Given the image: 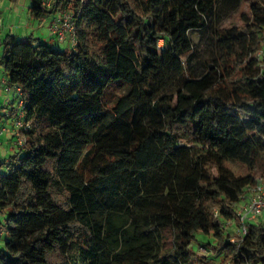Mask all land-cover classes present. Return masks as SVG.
I'll use <instances>...</instances> for the list:
<instances>
[{
    "label": "trees",
    "instance_id": "trees-1",
    "mask_svg": "<svg viewBox=\"0 0 264 264\" xmlns=\"http://www.w3.org/2000/svg\"><path fill=\"white\" fill-rule=\"evenodd\" d=\"M244 3L240 23L217 24ZM64 12L70 49L0 40L29 127L0 159V264H211L197 233L222 264H264L263 221L233 235L264 178V0H30L33 19ZM207 32L220 54L198 72L192 35ZM115 84L127 91L108 106Z\"/></svg>",
    "mask_w": 264,
    "mask_h": 264
},
{
    "label": "rangeland",
    "instance_id": "rangeland-1",
    "mask_svg": "<svg viewBox=\"0 0 264 264\" xmlns=\"http://www.w3.org/2000/svg\"><path fill=\"white\" fill-rule=\"evenodd\" d=\"M29 7H30V0H0V40H3L9 33L17 32L16 29L19 25L22 27L25 26L27 28L28 36L32 35L35 38H40L43 41H47L48 43H52L49 40V32H48V23L50 19H45L44 23H41L39 20L33 19L30 17L29 14ZM242 10H247V6L244 3L240 9H231L227 6H223L220 10L221 16L219 17L218 25L222 27H229L233 24L240 23L239 14ZM69 13V12H67ZM20 21V22H19ZM13 29V30H11ZM31 29H34L32 31ZM50 30V29H49ZM13 31V32H12ZM51 32V30H50ZM18 38H22V34L17 32ZM192 39L197 51V57L195 60V69L198 72H202L207 62L214 58L219 52V49L216 43L213 41L209 32L203 34L196 33L192 35ZM62 49H70L71 48V41L67 39L65 43L61 44ZM1 69V68H0ZM2 91L4 92V86L0 84ZM127 88L121 84H115L110 89L107 90L105 94V100L108 106H112L119 93L126 92ZM5 99L2 98V93H0V121H7L6 117H2L4 112L12 109L13 105L9 104L8 109L6 110V106L4 105ZM17 101L14 104L16 107ZM11 118V117H10ZM12 119V124L14 123V118ZM2 123H0L1 125ZM11 124V125H12ZM14 139V138H13ZM16 141H12L13 150L9 153L13 155L14 153L19 151V148L16 146ZM7 146V142L3 141L0 145V155L5 150ZM1 159V158H0ZM6 167H0V173L5 172ZM4 228V231L7 227L6 215L0 213V228ZM234 239L238 238L237 232H234ZM197 241L193 242L192 249L195 251H199L200 254H208L209 255V262L211 264H222L223 255H210L204 248H200L201 245L205 246L208 242L212 241L211 236H205L202 233H197ZM7 235L4 232V236L0 237V249H4L6 243Z\"/></svg>",
    "mask_w": 264,
    "mask_h": 264
},
{
    "label": "built area",
    "instance_id": "built-area-1",
    "mask_svg": "<svg viewBox=\"0 0 264 264\" xmlns=\"http://www.w3.org/2000/svg\"><path fill=\"white\" fill-rule=\"evenodd\" d=\"M50 4L51 0H44L45 6H50ZM50 30L51 33L57 37L58 41L63 42L70 39L72 46L76 44V25L71 14L64 12L58 18H54L50 25ZM1 83L4 86L3 89L5 94H13L16 98H18V115L14 120L12 131L16 141V146L19 149H22L25 147L27 139L21 131L29 128L24 122L25 113L23 110L24 100L22 99V89L10 84L7 78H4ZM9 131L8 127L0 126V136ZM9 172L10 169L6 168L5 172L0 173V180L5 178ZM237 216L239 219V226L236 230L238 238H243L247 234L248 223L257 220L264 222V178L246 189L238 205ZM228 226L233 228L232 223H228ZM3 231L4 229L0 228V232Z\"/></svg>",
    "mask_w": 264,
    "mask_h": 264
},
{
    "label": "crops",
    "instance_id": "crops-1",
    "mask_svg": "<svg viewBox=\"0 0 264 264\" xmlns=\"http://www.w3.org/2000/svg\"><path fill=\"white\" fill-rule=\"evenodd\" d=\"M60 16V13L59 14H57L56 15V17L58 18ZM56 17H52V18H49L50 19V21H49V23H48V32H49V40L53 43V44H63V43H65L66 41H63V42H59L58 40H57V38H56V36H54V35H52L51 34V32H50V25H51V23H52V21H53V19L54 18H56ZM41 23H44V20H39ZM20 22V21H19ZM11 30H13V29H11ZM32 31H34V29H31ZM16 31L17 32H19V33H21L22 34V37H27L28 36V32H27V28L25 27V26H21V25H19L18 27H17V29H16ZM13 32V31H12ZM17 32L15 33V32H13V34H15V35H17ZM18 36V35H17ZM71 41V40H70ZM4 78H6V76H5V74L3 73V71L0 69V84H1V86H2V80L4 79ZM0 93H2V98H4L5 99V102H4V105L6 106V109H5V111L6 110H9L8 109V105L10 104H12V102H14V98H13V96L12 95H7V94H5L3 91H2V89H1V87H0ZM5 114H8L7 113V111L6 112H4ZM4 115V114H3ZM2 117H4V116H2ZM6 119H7V121H0V123H2L0 126H6V127H8L9 128V132H7V133H5L4 135H2V136H0V142L2 143L3 141H6L7 142V146H6V148H5V150L6 151H4L3 153H2V155H0V158L1 159H6V158H8L9 156H10V152L13 150V144H12V141L13 140H15V138H14V136H13V124H12V119L10 118V117H6ZM12 124V125H11ZM14 138V139H13ZM1 229H4L3 227L1 228ZM4 232L5 231H3V232H0V237L2 238L3 236H4Z\"/></svg>",
    "mask_w": 264,
    "mask_h": 264
}]
</instances>
